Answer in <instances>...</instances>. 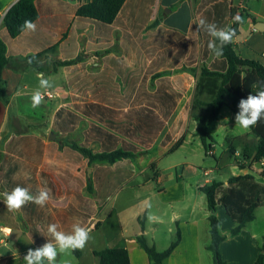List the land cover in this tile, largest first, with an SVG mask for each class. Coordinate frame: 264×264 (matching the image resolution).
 Instances as JSON below:
<instances>
[{
	"label": "crops",
	"instance_id": "obj_1",
	"mask_svg": "<svg viewBox=\"0 0 264 264\" xmlns=\"http://www.w3.org/2000/svg\"><path fill=\"white\" fill-rule=\"evenodd\" d=\"M18 1L0 0V31L4 29L5 15ZM91 1L35 0L39 12V18L35 23L36 30L25 31L9 45L10 61L2 72L3 79L6 81L9 104H5L0 99V190L2 193L11 192L3 180V176L10 173L4 165L7 154L14 157V164L19 163V167H34L37 177L41 173L53 176L57 191L55 197L48 202L52 208L65 206L67 198L71 195L69 191L72 193L79 185H84L83 196L86 200L93 201L98 210L85 226L91 234H95L94 241L89 244L95 260L93 264H99L95 252L106 248H126L131 264H153L138 241L140 236H145L148 245L155 247L159 252L166 251L179 238L176 248L164 264H217L213 253L209 250L211 210L206 195L201 191L202 187L216 180L204 179L206 177L204 173L196 171L194 165L188 162L169 164L165 168H160L158 161L145 166L143 159L144 156L150 155L159 141L162 146V141L167 135L172 137V141L163 147L167 150L165 154H174L185 143L186 134L181 133L179 128L184 124L188 125V115L185 110L188 108L192 111L196 84L194 87H187L185 77L188 74L186 71L185 73L177 72L186 67L184 61L175 68L159 70V72L168 71L175 88L182 92L183 97L155 143L140 147L133 158L123 159L114 164L92 162L90 164L87 157L73 150L72 145L84 144L85 132L92 124H95L93 119L80 113L78 114L81 116V121L73 132L62 134L53 128L55 115L62 107L77 112L74 109L75 103H96L120 109V103H126L129 108L136 101L137 90L130 95L131 99L128 101L125 89L119 81V85L109 88L107 80L112 77L113 71L107 69L106 60L124 58L122 29L115 27L110 39L98 38L95 35L93 22L87 18L78 17L75 13L79 7ZM144 1L128 0L121 16L127 24L134 12V22L131 25L142 28V31L137 34L142 54L136 61L140 65L146 61L147 71L151 59L144 46L152 40L153 36L166 37V32L169 30L185 34L190 41L188 35L192 26L199 29L197 23L203 0L147 1L143 10L141 7ZM232 6L239 9L236 15L238 14L242 20L239 33L234 39L236 51L243 59L260 61L264 65V0H232ZM228 24L234 25L233 18ZM201 39V34H198L196 39L200 42L198 63L210 65L209 63L218 58H214L211 53L208 60H203ZM51 40L52 43L49 42ZM44 48L50 49L31 63L27 60L37 52L46 50ZM78 58L81 59L75 64L62 65L64 62H73L72 60ZM130 65L135 66L134 62ZM30 73L34 74L32 76L38 80L35 85L30 81ZM38 73H42L43 78L51 81L55 91L51 90L52 87L40 89L42 93H52L53 98L44 99L40 106L33 108L31 97L39 88ZM60 74L64 79L61 83L57 77ZM157 86V80L151 77L146 87L148 91L154 92ZM75 98L78 101H75ZM55 99L59 102L54 103ZM231 110L236 113L235 110ZM191 111H189L190 114H192ZM190 117L192 125L196 124L195 135H197L198 123L192 116ZM81 133L82 141L63 142L64 147L60 145L63 139L67 140ZM28 136L41 139L45 145L37 157L29 156L30 153L24 141ZM246 137L247 141L254 139L251 130ZM181 138L184 139L182 145L175 151H170ZM231 138L234 139L229 136V139ZM16 140H19L17 146L15 144L11 148ZM239 144L236 141L232 143L234 146ZM90 149L95 153L101 152L100 143L94 141ZM241 154L242 150L240 152L237 149V156ZM250 160L242 162L244 168H248L246 172H249L245 175H253L264 184V177L259 171L263 165L261 164L259 168L258 163H255L256 167H253ZM137 161L142 165V168L138 170ZM187 169L190 173H187ZM81 170H85L87 179L80 174ZM96 170L104 176L101 182L103 187L111 192L110 197L103 204H99L98 190L94 182ZM217 170L220 173L223 171L220 164L217 165ZM20 172L24 174L21 168L18 175ZM186 173L189 175L188 179ZM211 173L212 170L206 171L208 177ZM18 175L11 174V177L15 179L19 177ZM230 178L219 182L227 185ZM41 188H43L42 185ZM0 202L3 203L1 197ZM3 205L6 207L4 203ZM12 212L16 227L0 223V243L8 242L11 247L9 255L0 254V264H25L23 257L27 251L36 249L38 246L32 240L30 228L22 210ZM150 212L159 219L150 222L148 220ZM217 216L221 222L220 232L226 237L219 247L223 262L225 264H255L259 256L264 255V206L255 210L254 221L248 223L237 236L231 235L236 224L222 206L218 207ZM96 233H98L97 237ZM25 243L26 250L23 249ZM77 255L81 257L83 249H78Z\"/></svg>",
	"mask_w": 264,
	"mask_h": 264
},
{
	"label": "trees",
	"instance_id": "obj_2",
	"mask_svg": "<svg viewBox=\"0 0 264 264\" xmlns=\"http://www.w3.org/2000/svg\"><path fill=\"white\" fill-rule=\"evenodd\" d=\"M128 0H92L89 3L79 7L75 12L78 17L91 20L95 25V35L98 38L110 39L111 33L115 27H120L123 31L122 47L123 59H107V69L113 71L112 77L107 78L110 87H116L119 78L121 86L124 87L126 100H130V95L136 92L135 102L127 108L126 103H120V109L109 108L96 103H75L77 112L67 108H60L54 119L56 130L62 134L73 132L79 122L81 115L89 117L95 121L87 132H85V141L82 146L72 145L73 150L78 151L92 163H109L123 159L133 158L140 147L155 143L160 133L165 129L167 121L170 119L179 101L182 99V92L178 91L168 75V71L159 72L161 68H175L182 61L186 65L184 71L192 73L198 63L200 42L197 35L202 36L203 60L209 59L211 52L208 43L213 38L206 29L192 26L188 37L185 34L175 30L166 32V37L161 38L153 36L144 49L147 50L151 62L149 70L146 71L148 63L143 65L137 60L142 54L140 40L137 34L142 28L131 25L134 22V12L129 17L130 22L125 23L121 16ZM154 0H145L146 2ZM239 10V9H238ZM232 6V0H203L200 19H205L208 23H215L218 27L229 26L228 22L237 11ZM39 18V12L35 0H19L14 4L4 17V29L0 31V99L9 104L6 81L3 79V69L9 64L11 49L9 45L20 37L25 31L22 25L25 20L36 23ZM132 18V20H131ZM242 22H235L230 26L235 30V37L239 33V25ZM234 37V39H235ZM234 39L223 48V55L215 59L210 65L203 63L198 81L196 83L194 102L192 105V117L198 123L196 136H199L205 149L212 151L213 137L210 133V125L217 121L220 113L225 107L236 111L241 99H246L249 94H256L261 86H264V65L260 61L243 59L236 51ZM52 43V40L49 41ZM46 49V48H44ZM50 49V48H48ZM46 50H42L29 57L27 60L33 62L34 59L42 55ZM81 58L72 60L73 62H64L67 66L77 63ZM134 62L135 66L130 63ZM152 77L157 80V88L154 92L147 89V83ZM110 80V82H109ZM257 85V87H253ZM109 90V89H108ZM128 98V99H127ZM75 101H78L75 98ZM127 108L126 110H124ZM251 135L255 139L253 163H264V118H262L251 129ZM28 148L29 156L41 152L44 143L35 136H28L24 139ZM97 141L100 143L101 152L95 153L90 149L91 143ZM172 141V137L167 135L162 141V146H167ZM184 139L181 138L170 151L179 148ZM16 140L13 146H17ZM232 145V144H231ZM229 146L230 156L236 159V164L244 168L242 160L251 159V149L245 146L242 154L237 156V149L234 145ZM14 157L7 154L4 159V165L10 173L3 176L5 186L11 191L16 187H26L31 194L35 195L41 185L50 190L51 198L55 197L56 184L53 176L41 173L36 175V169L30 167H19V163L14 164ZM20 168L24 174L20 172ZM264 177V165L259 170ZM99 170L94 174V182L98 190L99 204H103L111 195L102 185L103 174ZM11 174L18 175V178L12 179ZM84 185H79L77 189L69 195L65 206L53 207L46 204L40 207L34 203H27L21 210L24 219L30 228V234L34 244L42 246L51 236L47 233V226L55 223L58 230L70 232L75 223L85 227L91 217L97 214L98 210L93 201H88L82 194ZM206 195L208 206L211 210V243L209 250L213 253L217 264H225L220 256L219 247L226 239L222 235L221 222L217 216L218 207L222 206L228 216L234 220L236 227L233 228L231 235L237 236L248 223L254 221L255 210L264 206V184L260 183L255 176L245 175L232 177L227 185L223 182L213 181L209 185L201 188ZM12 211L0 202V223L10 227H16L15 218ZM138 241L142 248L147 252L153 264H164L170 254L176 248L179 238L166 251L159 252L155 247H150L145 236H140ZM77 254V250H75ZM126 248H106L95 252L99 259V264H131L130 256ZM255 264H264V255L259 256Z\"/></svg>",
	"mask_w": 264,
	"mask_h": 264
},
{
	"label": "rangeland",
	"instance_id": "obj_3",
	"mask_svg": "<svg viewBox=\"0 0 264 264\" xmlns=\"http://www.w3.org/2000/svg\"><path fill=\"white\" fill-rule=\"evenodd\" d=\"M257 3V2H256ZM118 50V47L116 48ZM204 64L202 62H199L198 65L193 69L192 73L186 72L188 75L185 77L186 80V86L187 87H194L195 84L198 81V76L200 75L201 68ZM92 69V67H91ZM177 72L185 73L184 69H181ZM34 74L30 73V81L33 82V85L38 82V80L32 76ZM34 77V78H33ZM61 83L63 79L62 74L57 76ZM119 83L122 81L121 78H119ZM123 87V86H122ZM52 91H55V89L52 87ZM194 93V92H193ZM191 95V94H189ZM59 102L58 99L54 100V103ZM191 110H188L186 108L185 113L188 115V125L184 124V126L180 127L181 133H185V143L183 146L179 148L178 151H176L174 154H165L167 150L161 146L160 141L156 144L153 151L150 153V155L144 156V165L148 166L151 162L155 163L158 161V165L160 168H165L169 164H183L185 162H188L192 165H194V168L198 172H203L206 176L204 179H210L211 181H226L227 178L232 177L233 175H245L248 171V168H241L236 165V159L234 157L229 156L230 150L227 153V150L229 146L236 141L239 142V146L236 145V149L243 150V148L247 145L251 149V160L250 164L253 167H256L255 163H253L254 159V144L255 139L251 141H247L246 135L250 133V130L247 132L240 131L237 126H235V115L236 113L233 112L230 108L225 107L220 115V118L218 121L214 122L210 126V133L214 139L213 141V149L212 151H208L205 149L202 140L199 136L195 135V127L196 124L194 123L192 125V114H190ZM53 128L56 132L55 125L53 124ZM59 133V132H58ZM61 133V132H60ZM230 137H234V139H229ZM58 137V136H57ZM251 136H249L250 138ZM83 139V134L75 135V137H69L66 139H63L62 142H60L61 146H65L63 142H80ZM93 143V142H92ZM91 143V144H92ZM232 146V145H231ZM240 158H242L240 156ZM249 160V159H248ZM245 160H242V162ZM221 165L222 172L220 173L219 170H217V165ZM255 165V166H254ZM141 163L139 161L136 162V168L141 169ZM141 167V168H140ZM212 170V173L208 177L206 175V171ZM150 171V170H149ZM148 171V173H149ZM187 173H190V170L187 169ZM186 173V177L188 179L189 175ZM80 174L87 179V174L85 170H81ZM150 174H152V171H150ZM93 175V174H92ZM1 177V175H0ZM1 188V185H0ZM0 193L2 191L0 190ZM89 193V192H88ZM2 198V197H1ZM91 239L88 241L86 246L83 249V255L79 257L75 251H72L70 253L60 254L57 257V264H64V262H67V264H93L94 263V257L90 251L89 244H92L94 241L95 234H91ZM98 236V233H96V237ZM6 240H10V238H6ZM12 241V240H11ZM10 241V242H11ZM7 242V241H5ZM96 242V241H95ZM10 246L7 244H1L0 243V254L2 256H7L10 254ZM23 249L26 250V243L23 245ZM99 261V259H98Z\"/></svg>",
	"mask_w": 264,
	"mask_h": 264
},
{
	"label": "clouds",
	"instance_id": "obj_4",
	"mask_svg": "<svg viewBox=\"0 0 264 264\" xmlns=\"http://www.w3.org/2000/svg\"><path fill=\"white\" fill-rule=\"evenodd\" d=\"M240 16L233 17V22H239ZM198 28L206 29L213 38L208 43L209 51L214 58L223 55V48L231 43L236 35L235 30L230 26L218 27L215 23H208L205 19H200L197 23ZM22 30L34 32L36 24L33 21L25 20ZM39 88L32 94V107L36 108L42 103L44 96L40 89L52 87L49 79L43 78L42 73H38ZM257 87V85H253ZM239 111L235 115V126L240 131L247 132L264 118V86L256 94H249L246 99H241L238 103ZM3 203L10 211H19L24 205L31 202L40 207H44L51 199L50 190L41 188L33 195L26 187L16 186L11 192L0 193ZM150 207V205H149ZM159 218L151 212L148 215L150 222H155ZM47 233L51 240H47L42 246L36 249H29L23 257L25 264H57V257L60 254L70 253L75 250H82L91 239L90 230L75 223L70 232L58 230L55 223L47 226ZM67 264V262H64Z\"/></svg>",
	"mask_w": 264,
	"mask_h": 264
},
{
	"label": "built area",
	"instance_id": "obj_5",
	"mask_svg": "<svg viewBox=\"0 0 264 264\" xmlns=\"http://www.w3.org/2000/svg\"><path fill=\"white\" fill-rule=\"evenodd\" d=\"M43 96H44V99H47V98H53V94L50 93V92H45V93H42ZM43 99V100H44ZM262 165H264V163H262Z\"/></svg>",
	"mask_w": 264,
	"mask_h": 264
},
{
	"label": "water",
	"instance_id": "obj_6",
	"mask_svg": "<svg viewBox=\"0 0 264 264\" xmlns=\"http://www.w3.org/2000/svg\"><path fill=\"white\" fill-rule=\"evenodd\" d=\"M257 166H258L259 168H261V166H262V165H261V163H260V162H258Z\"/></svg>",
	"mask_w": 264,
	"mask_h": 264
}]
</instances>
